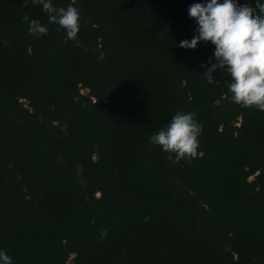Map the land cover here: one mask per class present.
Listing matches in <instances>:
<instances>
[{"label": "trees", "instance_id": "obj_1", "mask_svg": "<svg viewBox=\"0 0 264 264\" xmlns=\"http://www.w3.org/2000/svg\"><path fill=\"white\" fill-rule=\"evenodd\" d=\"M206 2L52 0L80 12L65 42L41 5L0 0V250L13 264H264V112L230 102L225 71L204 77L211 42L178 46ZM25 13L47 34L29 35ZM177 112L202 125L191 164L149 143Z\"/></svg>", "mask_w": 264, "mask_h": 264}, {"label": "clouds", "instance_id": "obj_2", "mask_svg": "<svg viewBox=\"0 0 264 264\" xmlns=\"http://www.w3.org/2000/svg\"><path fill=\"white\" fill-rule=\"evenodd\" d=\"M31 3L41 5L48 14L49 23L58 25L57 31L65 32V42L78 40V8L72 5L57 8L52 0H31ZM24 4L27 5L28 0H24ZM188 16L195 20L198 34L190 42L184 40L178 46L195 49L201 42H211L215 47V63L209 60L211 66L203 74L204 77L211 82L217 69L225 71L231 78L226 85L230 102L241 107L255 106L258 111L264 112V3L256 0L253 7L239 5L237 0H223V3L207 0L206 3L190 5ZM25 22L33 38L48 32L47 26L37 19H30L27 13L21 20V23ZM201 134L202 125L197 122L195 112H177L165 128L149 137V143L168 154L173 163L184 160L191 164L204 155L198 151ZM106 235L105 229L101 232V239ZM0 264H13L4 250H0Z\"/></svg>", "mask_w": 264, "mask_h": 264}]
</instances>
